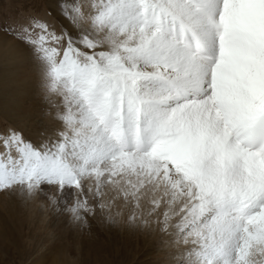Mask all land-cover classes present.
I'll list each match as a JSON object with an SVG mask.
<instances>
[{"label":"snow or ice","instance_id":"snow-or-ice-1","mask_svg":"<svg viewBox=\"0 0 264 264\" xmlns=\"http://www.w3.org/2000/svg\"><path fill=\"white\" fill-rule=\"evenodd\" d=\"M0 39L43 104L0 128V195L159 232L166 264H264V0H35Z\"/></svg>","mask_w":264,"mask_h":264},{"label":"rangeland","instance_id":"rangeland-1","mask_svg":"<svg viewBox=\"0 0 264 264\" xmlns=\"http://www.w3.org/2000/svg\"><path fill=\"white\" fill-rule=\"evenodd\" d=\"M34 3L0 0V14L14 15ZM42 107L31 61L0 39V128L18 122L35 130ZM137 230L143 228L124 219L111 223L99 211L86 226L74 225L53 212L47 195H0V264H166L161 234L137 236Z\"/></svg>","mask_w":264,"mask_h":264},{"label":"bare ground","instance_id":"bare-ground-1","mask_svg":"<svg viewBox=\"0 0 264 264\" xmlns=\"http://www.w3.org/2000/svg\"><path fill=\"white\" fill-rule=\"evenodd\" d=\"M157 233V237L158 238H160V236H159V232H156ZM126 234H128V233H126ZM147 234V229H143V231H142V233H140V232H138V230L135 232V235H137V236H145Z\"/></svg>","mask_w":264,"mask_h":264}]
</instances>
